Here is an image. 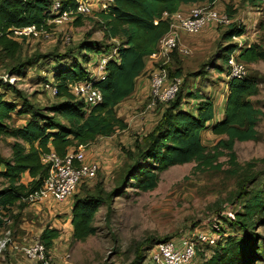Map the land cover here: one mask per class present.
<instances>
[{
	"label": "trees",
	"instance_id": "obj_1",
	"mask_svg": "<svg viewBox=\"0 0 264 264\" xmlns=\"http://www.w3.org/2000/svg\"><path fill=\"white\" fill-rule=\"evenodd\" d=\"M55 1L60 4V14H66L76 6V0H0V57L16 60L21 45L28 39L34 40L33 37H14L13 28L36 26L46 31L52 29L53 25H46V14ZM215 1L113 0L96 13L103 29V38L113 43L103 44L88 38L67 53L53 51L35 54L23 61L19 59L10 74L20 80L26 77L30 69L41 70L51 65L49 79L37 75L40 85L50 82L57 88L54 98L58 102L49 107L33 105L15 85L0 79V137L14 139L10 157L0 155V178L3 180L0 206L11 219V224L5 229L11 231L13 239L25 221L22 216L27 215L23 214L27 203L22 200L38 190L48 177L49 166L41 162V156L53 152L62 157L79 147L87 148L99 139L112 138L118 131L126 130V123L117 115V107L134 93L137 80L147 71V60L157 54L159 40L169 31L170 18H163L162 14L183 12L182 8L188 5L191 6L189 9L202 5L213 7ZM263 1L244 0L251 6ZM229 11L228 8L225 14L232 20L233 14ZM82 18L76 17L74 24L79 25ZM224 27L223 45L217 55L221 65L214 68L219 74L228 75L227 61L231 56L244 64L246 70L247 65L264 62V48L260 45L253 43L239 47L232 42L245 36L247 29L244 25L232 22ZM177 52L176 49L171 53V59L175 60L174 69L170 64L164 65L170 81L175 78L181 80L175 98L167 103L157 102L155 111L159 115L153 126L145 134L136 136L131 146L124 153L121 152L126 184L140 193L153 191L158 185L159 174L173 166L194 162V170L219 168L214 163L223 156L224 151L231 164L235 165L234 144L257 140L256 125L262 112L249 100L259 92L254 77L246 75L241 80L227 78L223 109L216 111L214 100L203 91L205 86H201L206 75L199 71L184 72L182 63L175 57ZM102 56L109 57L104 69L105 78L94 84L101 92L102 102L91 107L76 98L69 88L74 83L89 81L90 70L87 66ZM188 81L191 83L186 86ZM14 113L28 116V120L20 126L10 127L9 120ZM206 131L220 138L210 149L202 140V134ZM260 177L262 179L257 181L247 179V185L254 187L241 192L239 198L244 201L240 211L232 212L231 203L211 215L212 219L208 222L211 236L219 240L207 258H204V251L200 247L203 243L196 244L192 262L198 258L200 264L264 263V237L256 231L259 227L264 228V174ZM87 181L91 180L82 181L77 188ZM108 197L103 199L100 194L86 192L84 197L75 195L72 203L70 199V202L64 201L71 205L69 222L73 241H80L95 233L92 226L94 216ZM52 202L64 204L47 199L42 206ZM46 210L51 214L49 209ZM223 220H228L230 228H239L241 234L224 237L223 228L220 227ZM197 226L199 224L186 229L175 241H164L179 244L183 239L191 240ZM5 229L0 220V241L4 238ZM59 237V230L48 225L40 230L39 241L46 249H52ZM158 242L152 244L146 254L140 251L133 264H145L147 252ZM2 256L6 257L3 264H16L18 259L33 264L10 248L5 249L0 259Z\"/></svg>",
	"mask_w": 264,
	"mask_h": 264
},
{
	"label": "rangeland",
	"instance_id": "obj_2",
	"mask_svg": "<svg viewBox=\"0 0 264 264\" xmlns=\"http://www.w3.org/2000/svg\"><path fill=\"white\" fill-rule=\"evenodd\" d=\"M204 6L207 5L197 7ZM189 7L191 6H185L181 11L186 13ZM212 8L224 14L228 13L229 8V13L233 14L232 22L246 27L245 36L235 38L232 42L242 46L255 43L264 48V2L251 6L244 0H216ZM99 9L94 5L91 14L82 18L79 25L74 24L75 20L62 26L53 25L51 30L46 31V35L34 40L28 39L21 45L19 58L16 60L0 57V79L7 75L13 77L10 71L18 64L19 59L23 61L32 55H43L53 51L67 53L88 38L103 44L113 43L114 41L108 42L103 38V29L96 16ZM225 30L224 26L207 27L196 35L182 34L180 47L187 49L189 54L183 55L178 51L175 56L182 63L184 72L199 71L206 75V80L201 82V86H205L203 91L221 108L227 76L225 73L219 74L214 68L221 65L217 55L223 45L222 34ZM94 61L96 59L87 66L90 71ZM174 62L170 53L165 65L170 64L174 69ZM160 63L163 62L157 54L142 76L147 87L144 86L143 92H139L134 99L126 100L117 107V115L126 123V130L118 131L112 138L99 139L86 148L87 156L92 160L96 159L100 169L95 179L80 185L69 199L72 203L75 195L84 197L86 192L100 194L103 199L112 196L103 202L94 216L92 226L95 233L80 241H73L69 222L71 205H67V202L63 205L52 202L42 206L45 200L40 205L27 203V208L23 212L27 215L22 216L25 221L21 228L19 227L16 238H11L12 241L18 243L24 238L39 236L40 230L49 225L58 229L60 235L53 246L55 264H133L140 251L144 255L147 249L158 241L167 239L175 241L186 229L199 224L196 230L209 235V239L200 246L204 251V258L211 255L219 240L215 238L216 236L210 235L212 232L208 222L212 219L211 215H215L222 207L231 203L232 212L240 211L244 201L243 198H239L241 192L254 187L247 185V179L261 180L260 176L264 174V62L258 61L247 65V75L254 77L259 88L258 94L249 100L262 115L256 125L257 140L234 144L235 165L231 164L227 152L224 151L223 156L218 157L214 163L219 165V168L194 170L196 165L194 162L173 166L159 174L158 185L153 191L140 193L126 184L127 177L123 173L121 152L124 153V150L131 146L136 136L145 134L158 118L159 114L155 111L157 104L151 105L149 99V79L152 69ZM50 69L51 65L41 70L33 68L21 80L14 76L13 84L8 81L6 83L15 85L33 105L49 107L58 100L43 90L37 75L49 79L52 72ZM189 83L191 81H188L186 86H189ZM216 111H219L218 107ZM220 115L222 116L221 113ZM27 120L28 116L14 113L9 125L17 127ZM219 139L209 131L202 134L203 143L208 149L215 146ZM13 141L14 139L9 136L0 137L2 157H10ZM2 182L0 178V188ZM220 227L223 228L224 237L241 234L239 228H230L228 220H223ZM256 231L264 237V228L259 227ZM7 248L12 250L11 246ZM65 255H69L66 260ZM0 260L3 264L6 257L2 256ZM197 263H201L198 258L191 262ZM16 264L26 263L18 259Z\"/></svg>",
	"mask_w": 264,
	"mask_h": 264
},
{
	"label": "built area",
	"instance_id": "obj_3",
	"mask_svg": "<svg viewBox=\"0 0 264 264\" xmlns=\"http://www.w3.org/2000/svg\"><path fill=\"white\" fill-rule=\"evenodd\" d=\"M112 1L76 0L75 8L70 9L66 14H60V4L58 1H55L51 10L46 14V25L62 26L72 22L78 16L87 17L91 14L94 5L101 8L104 5L112 3ZM89 2H92L93 5ZM162 17L170 18V26L169 31L159 40L157 46V54L161 57L163 63L153 68L150 73L149 99L151 100V105H155L157 102L167 103L172 101L178 92L181 80L175 78L170 81L164 65L170 53L176 49L183 55L189 54L187 49L180 47L181 35H195L207 27L228 26L232 23L227 14L220 13L212 8L211 5L192 7L186 13L176 12L168 14L164 12ZM46 33V30L42 28L37 29L36 26L12 29L14 37L37 38L46 35ZM108 59L109 57L102 56L94 61L89 81L70 85L69 89L73 95L91 107L102 102L101 92L94 84L98 80L105 78L104 69ZM227 68L228 79L241 80L247 75L244 64L237 61L233 56L228 59ZM2 81H8L10 84H13L15 78L7 75ZM43 89L51 97L57 95L56 86L50 82L45 83ZM41 162L49 166V173L40 188L22 200L31 205H40L47 199L63 203L72 197L77 186L82 181L94 179L99 170L97 161L87 156L86 147H79L62 157L51 152L42 155ZM0 220L4 229L11 224V219L1 206ZM11 238V231L5 229L4 238L0 241V257L5 251L6 246L9 245L13 251L20 254L27 262L33 264L55 263L54 248L46 249L39 241V236L32 237L30 240L24 238L19 243H15ZM207 239H209V235L205 232L195 231L193 239H183L179 244L173 241L158 242L147 252L145 264H191L195 256V245L202 244ZM68 258L69 255H65L64 259Z\"/></svg>",
	"mask_w": 264,
	"mask_h": 264
},
{
	"label": "crops",
	"instance_id": "obj_4",
	"mask_svg": "<svg viewBox=\"0 0 264 264\" xmlns=\"http://www.w3.org/2000/svg\"><path fill=\"white\" fill-rule=\"evenodd\" d=\"M239 47H244V46L239 45ZM156 55H157V54H156ZM156 55L150 57V58L147 60V62H146V70H148V64H150V63H152V62L154 61ZM149 66H151V65H149ZM142 79H143V78L140 77V78L137 80L135 91H134V93H133L129 98L126 99L127 101H128V100H131V99H134V98L136 97V95L139 94V92L142 91V88H143L144 86L147 87V85H144V82H143ZM225 83H226V82H225ZM142 92H143V91H142ZM225 92H226V84H225ZM225 92H224V94H225ZM223 96H224V95H223ZM126 100H125V101H126ZM223 101H224V99H223ZM214 102H215V101H214ZM215 105H216V107H218L219 111H222L223 107L221 108L220 105H217V104H216V102H215ZM95 160H96V159H95Z\"/></svg>",
	"mask_w": 264,
	"mask_h": 264
}]
</instances>
